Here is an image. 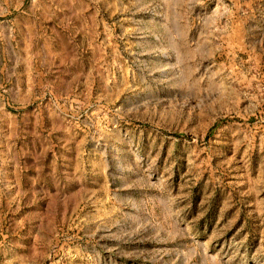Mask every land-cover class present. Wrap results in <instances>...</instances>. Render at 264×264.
Here are the masks:
<instances>
[{
	"label": "rangeland",
	"instance_id": "374dc122",
	"mask_svg": "<svg viewBox=\"0 0 264 264\" xmlns=\"http://www.w3.org/2000/svg\"><path fill=\"white\" fill-rule=\"evenodd\" d=\"M1 153L0 264H264V0H0Z\"/></svg>",
	"mask_w": 264,
	"mask_h": 264
},
{
	"label": "crops",
	"instance_id": "0c3cea01",
	"mask_svg": "<svg viewBox=\"0 0 264 264\" xmlns=\"http://www.w3.org/2000/svg\"><path fill=\"white\" fill-rule=\"evenodd\" d=\"M12 49H14V46L11 45ZM24 160V159H23ZM29 158L26 157V160L24 161V165H22V161H19V156L17 155H10L7 154H0V176L4 175L5 177V184L8 186L15 185V188L20 186V182L18 181L20 179V174L23 173V171H27L28 166L25 165L26 162L28 163ZM30 162V161H29ZM17 175V179L10 180L8 179V176ZM3 183V184H4ZM5 186V185H4ZM7 187V186H5Z\"/></svg>",
	"mask_w": 264,
	"mask_h": 264
}]
</instances>
